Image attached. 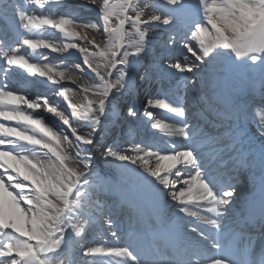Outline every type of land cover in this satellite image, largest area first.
<instances>
[{
	"label": "bare ground",
	"instance_id": "bare-ground-1",
	"mask_svg": "<svg viewBox=\"0 0 264 264\" xmlns=\"http://www.w3.org/2000/svg\"><path fill=\"white\" fill-rule=\"evenodd\" d=\"M22 1L0 0L1 8L5 12H9L12 15L16 14L19 22V24L15 26L16 23H14V21L16 22V17L14 16L11 17L12 22H10L8 25H5L0 20V44L2 45L6 43V41L9 39L14 41V39L20 40L22 38H27L37 41L43 40L49 44L55 45L58 49L62 50L52 52L50 48H38L36 52H33L31 49L27 48V46L19 45L17 48H20V54L24 55L25 58L31 63H36L41 66L47 64L52 66L54 70L57 71H70L80 79L77 83H73L69 80H62L59 84H53L47 80V77H39L37 75L33 76L32 78L27 77L26 83H16L14 82L15 78L9 76L7 72H10L11 75L18 76L16 75L18 73H27L26 70L19 69L18 66H12V68L9 69V67L6 65V62L4 63V67L0 68L1 77L6 80L8 87L12 89H29V92L31 93L38 92L39 95L43 94L46 96L49 94L46 92H55L56 94L52 95V97L49 98L50 100L48 99L49 106L55 108L58 113H63L64 116L69 119L67 129L65 127L66 131L63 133V131L60 130L62 122L61 124L58 122V117L60 116L56 115L55 113H49L43 105L44 100L41 98H28L30 100L39 99L41 106L38 109H29L23 104H21L17 109L18 111L27 113L34 118L41 119L44 124L53 132H55L60 138V142L57 143V141L52 140L50 137L44 136L43 133H40L32 126L27 125L24 122L8 121L4 117H0V185H3V187H0V216H3L5 213V207L7 203L4 196L5 190H9L18 196H29L35 191L33 185L37 175L35 177L33 176L34 180L32 181H25L23 179L21 183L17 184L16 177L21 176H19L16 169H23L24 171L33 175V173L29 171V168L25 167V165L21 163V157H28V163L30 167L36 170L41 179H43V174L39 173L41 166H67L68 169H75L79 173L78 177H74L78 184L88 177L90 178V173L84 174L86 167H88L90 163L97 164L99 166L101 165V168L111 175L113 179L117 181L119 186L123 187L120 188L116 185L109 184L112 189H105L104 186H98L88 190L81 187L78 190L73 189V194L70 196V199H78V204L75 207L73 213H69L64 216L65 231L62 233V235H64L66 238L65 244L68 245V238L70 236L72 237V244L70 246V250L54 253L51 256L52 264H96L95 261L100 258L99 255L96 258H87L83 255V251H81L80 247L81 245L86 247V240L89 239V234L93 233L94 231V219L98 221V214L104 212L105 209H110L109 207L111 204L120 198L118 196L119 192L122 193L119 195H127L126 193L128 191L126 188L132 183V179L134 180L142 178L141 180L143 181L149 180V183L147 185L145 184V188L150 190V187L154 182V177L150 175V173L152 171L151 165L154 164L156 156H149V154L145 156V153H148V151H141L140 153L134 151V149L138 147L137 144L132 141L130 134H128V130L131 127L132 129L141 131L146 128L149 129L148 127H150L152 119L146 116L145 113L150 112V108L147 104L150 103V101L157 99L155 95L156 90L161 92L165 91V86H173L178 92H180V96H183V100L186 101L182 102L184 104H181L180 107L184 109V118L187 120V118L190 119L196 116V114L187 111L189 104L194 103L196 106L208 107L212 97L218 99L223 96L224 91L217 90L214 93L209 92L210 89H217V86L215 85L225 83L233 92H238V90L242 88L239 91H241L242 94L248 96V106H244L242 110H239L238 107L233 106V110L235 112L245 111V116H247V114H251L253 115V118L255 117L257 119L258 122H264V106H256L257 103H260V99L258 97L261 94V91H258L255 84L257 83V80H250L246 77V75L251 74L252 66L254 64L251 59L245 57L243 59L236 60L231 51L223 50L219 53L214 62H209L206 60L204 64H200L194 59V57L190 56L187 48L184 47L186 43H189L191 46L192 43L199 41L193 39L192 29L195 22L203 20V16L201 15L205 10L207 11V14L210 18L215 16L213 27H215L220 33L223 43H243L242 45L249 44L251 40H254L255 38H253V36L250 38L247 34L253 32V30H256L259 24L264 22V18L260 20L258 17L261 12L260 7L263 5L257 4L256 6L252 7L251 3L254 2V0H225L227 7H221L218 3V0H203V3H201V0H197V6L194 7L195 9H193L194 4L190 3L189 1L188 3H184L185 5L182 7L176 5V9H186V13L182 16L175 17L172 20V23L167 26H165L162 22L152 24L146 36L144 50L139 55H132V53L135 52V48L125 46L127 45V42L125 41L124 45L122 46V50L119 51V54L121 58H123L124 52L129 53L127 63L125 65H118L117 69L113 70V76L111 77V79H115V76L119 74V71H124L126 75L122 81L123 86L118 89H113L109 93V96L105 101L104 111L103 113H99L97 111L96 115L98 116V122L93 125L89 119L73 118L72 108L74 107L79 109L82 105L84 94L81 92V88L83 86H88L90 88L89 95L91 97L92 92L101 82L99 78L84 65L82 55L78 48L69 49L65 46L70 43H76L78 46L88 49L90 52L98 51V49H96L97 45H99L100 48L103 46L101 49L109 47V38L106 35L104 28L100 27L96 23L94 12L88 8V5H94L89 4V0H56V2H52V0H45L46 4L44 7H46V9H43L39 8L35 4V0ZM160 4L163 5V3ZM140 10L150 14L153 11L152 4L149 3L142 5ZM168 10L169 9L164 7L160 9L161 12H166ZM129 13L130 15H134V13L131 11ZM39 15H48L55 19H60L61 16H64L65 19L72 21L69 27L77 31H81L87 36V40L81 39L80 37L68 38L60 33L59 30L52 29L47 26L40 30H26L24 25L28 22V20ZM191 16L192 19L195 20L194 23H185L184 19ZM176 22L177 24H175ZM83 23L90 25L87 29H83ZM92 24H95L96 26L92 27ZM178 25H183V27L186 29L184 30L186 33H184L182 37L185 40L184 44L178 43L181 38H171V36L168 35L171 32H177L176 27ZM202 32L204 33L202 39L207 43H212L213 39L208 36V33L206 31ZM91 41H94L95 43L93 44ZM100 41H102L103 45L100 43ZM177 46H180L179 52H177ZM159 49V57L168 63V67L165 66L164 68V65L162 66L160 63H156L158 57L156 56L155 50ZM179 53L185 54V61L181 60ZM151 60H153V62H151ZM75 63L79 64L80 67L76 68L75 66L74 68L69 69L68 64L72 65ZM176 63L181 65L183 71L173 69L170 66ZM189 66L192 67V71H188ZM151 67L157 68L159 73L156 71L155 77H160L159 81L163 83L162 87L158 82L155 81L157 78H149L152 76L150 74L152 70ZM142 69H144L146 74L148 73L150 75H146ZM262 72L264 74V65L262 67ZM160 73L163 74L160 75ZM162 75L164 78H162ZM36 78L41 79V82L46 84L49 83L50 85H44L42 88H36ZM177 80L184 82L178 83ZM187 85L190 87L188 90H186ZM137 87L142 88L143 90H140L142 91L141 96H136V101L138 100L137 102H130L132 99L128 100L126 96L129 94V92L136 91L134 89H137ZM61 90L65 91L66 95H68V100H64L63 97L59 96V92ZM188 96L193 97V102H190V100L187 98ZM128 103L129 105L131 103L130 106H132L133 110H126ZM69 105L72 107H69ZM169 108L176 109V106L169 104ZM133 111L136 115V122H134V119L131 115ZM117 112H120L121 114L123 112V115L124 113L126 116L128 115L127 118L129 121L123 117L121 118L122 121L127 122L129 125V128H127L125 131L122 129V127H120V125L117 124V119L120 117V115L117 118L115 117ZM151 112L154 113L155 116L163 119L164 122H161V124L166 125V127L163 129L153 126L152 129H149L150 132H152V135L155 136L157 133H159L160 135L158 136H161L162 134L167 140H169L170 143H172L170 149H164L161 151V153L159 152V154H171L173 152H178L182 149H185L187 148L186 144L189 145V143H191V138L198 136L197 138L201 139L202 136L207 135L209 132H211V130H213L214 133L211 134L210 137H216L218 132H223L226 135L219 144H217L214 140L205 144L204 142L209 140V137H203L202 142H200V144L203 145V150H209L210 148H215L216 150L220 147H223L224 152L222 153V156L224 159L228 157V153L230 157L226 158L227 160H240L241 162L244 161L243 158L232 156L230 154H233L236 148H234L233 144L231 143V141H233V136H230L229 127L233 128L237 124L240 125V115L229 114L223 118H218L216 121L214 120V122L211 123L210 120L205 117V114L202 113L199 115L201 120L195 118L190 120L191 124L189 125V128L194 130V134L193 136L189 137L188 140H185L183 137L180 138L179 136L174 135V129L176 128L174 124L179 123V119L176 116L171 113L172 120H170L169 113L158 110H151ZM206 114L209 113L206 112ZM206 122L208 123L207 126H205L207 124ZM5 128L8 129L7 132L3 131ZM73 128L76 130L75 134L72 131ZM251 128L253 130V134L256 137L255 143L262 142L264 144V137L259 136V131L264 130V125L257 123L256 127L253 125ZM190 131L192 130L189 129V132ZM16 132H20L24 136L30 137L31 140H38L39 143L33 144L28 140H21L15 135ZM77 136L91 139L93 142L91 144L84 143L82 140L77 139ZM112 136L117 137L116 141H113L114 139ZM65 137H67L68 142H70V146H66L64 143ZM196 142L197 141H195V143ZM225 142L230 143L231 147H229V145H225L224 147L223 143ZM146 144L149 145L150 148L158 149L157 145L151 139L147 138ZM93 145H95V149L93 148ZM110 151H115L119 155L137 157V159L134 161H120L108 155ZM45 153H47V155H45ZM100 153L104 154L103 161H101L100 156L98 155ZM263 153L264 149L257 151L258 159H261L260 157ZM65 155L70 157V159H65ZM145 159L150 165L148 173L144 171V167L142 166ZM184 159L187 160L189 157L185 156ZM248 159H250V155L248 156ZM89 161L90 163H86ZM98 161H100V163ZM167 163L171 165L175 163V160L168 161ZM9 165H11V167H9ZM132 169H135L141 173L139 175H135L131 171ZM118 170L119 174L116 173ZM165 170L160 172L157 176L164 173ZM246 170L247 167L246 169L245 167H241L238 171L232 172V174L235 176V178L239 177L244 179ZM181 172V177L170 176L169 178H185L187 169L181 168ZM1 178L6 181V185L1 182ZM66 182H68L67 179ZM26 185L28 188L25 187ZM180 187H183V185H180ZM142 189H144V187L141 188L140 186L138 188L140 191V193H138L139 195L134 197L132 196L131 198L136 200L139 196H142L144 199H148L151 196L153 197L149 198L151 202H160L163 205H166L168 209L166 208L165 211L153 210L154 215H156L159 221L163 224L168 222L167 218L170 216L166 215V213H169L170 210H174V214L181 213L183 217H178L182 222L187 221L188 216L194 215H188L184 212H181L180 208H186L188 212L195 213L196 215V209L199 207L198 200L188 201L187 197H185L183 203L167 201L166 198H161L152 190L151 192L153 194L150 191H144ZM77 191L83 194L79 198L75 196V192ZM194 195L198 196V192H195ZM131 198H129V200L127 199V202L130 201ZM47 199H52L55 201V197L51 196L50 194L47 196ZM161 200L165 201V203ZM55 202L58 204L60 203L59 201ZM22 206L27 207V205ZM121 209L124 212L128 210V207H123ZM113 214L115 213L113 212ZM111 216H113L111 219L108 217H105L106 219L102 218L106 220V222L103 223L105 226H109V220L113 221V219L117 217L114 215ZM145 217L150 218V214L145 213ZM81 219H83L82 221L87 220V223L82 226L83 236L77 239L73 235V230L69 229H72V225L80 227V225L76 224V222L80 221ZM138 220L140 223L141 219L138 218ZM150 220L152 221L151 218ZM100 227H96L95 230L104 232V227ZM112 234L113 236L115 235V233L111 232L110 235ZM117 235L120 238L119 240L117 237L118 242H120V244L122 243V245L125 244V241H127L128 237L119 235L118 233ZM0 239L16 243L19 237H17L15 233L6 231L3 237ZM105 241L106 243L102 245L93 244V246L96 247H103L104 251L102 253H104L105 257H108L107 259H109V261L105 262L104 264H130L128 258L126 259L123 257L125 254L117 255L114 251H108L110 249L116 250L115 248L118 247L114 246L115 242L113 239L106 238ZM74 251L77 254H75ZM0 264H3V262L0 261Z\"/></svg>",
	"mask_w": 264,
	"mask_h": 264
},
{
	"label": "snow or ice",
	"instance_id": "snow-or-ice-1",
	"mask_svg": "<svg viewBox=\"0 0 264 264\" xmlns=\"http://www.w3.org/2000/svg\"><path fill=\"white\" fill-rule=\"evenodd\" d=\"M56 2V0H52ZM184 0H164L163 5L154 4L152 5L153 11L148 14L145 11L139 9V5L135 4L133 0H122L119 5L113 3V0H89V4L98 5L101 13V20L104 23V31L109 38V47L107 49H101L99 45L96 46L98 51L90 52L76 43H70L66 45V48L77 49L82 55L84 65L91 70L100 80V84L92 92L90 97V88L83 86L81 92L83 95V103L79 109L72 108V117L76 119L84 118L89 119L93 125L98 122L97 111L103 113L105 107V101L109 96V93L113 89L122 87V81L125 78L126 73L119 71V74L115 76V79H111L113 76V70L117 69L118 65H125L129 56L128 52H124L123 58H121L118 51H113L111 46V40L113 38L117 41L126 40L127 45L135 48V52L132 55H139L144 50V44L147 33L150 30V26L155 23H163L165 26L172 23V20L177 16H182L186 13V9H176V5L183 4ZM203 3V0H201ZM35 4L39 8H43L46 4L45 0H35ZM164 7L169 9L166 12H161L160 9ZM116 8L119 9L118 14ZM134 15H129V12ZM113 15H118L115 27L112 26ZM72 21L65 19L61 16L60 19L52 18L48 15L34 16L28 20L24 25V28L28 31L40 30L45 26L52 29L59 30L64 36L68 38L80 37L81 39L87 40V36L81 31H77L69 27ZM130 23L132 31H125V25ZM90 24L83 23L82 28L87 29ZM95 27V24L91 25ZM136 38H131L132 36ZM204 33L197 29L192 32V37L195 40H199L204 46L205 54L211 51L217 41L213 40L212 43H207L202 39ZM91 43H95L91 41ZM19 44L27 46L33 52H36L38 48L51 49L52 52L61 51L55 45L49 44L43 40H31L22 38L19 40ZM238 47L237 45H235ZM116 47L122 50V46L117 43ZM239 48V47H238ZM0 58L3 59L4 63L10 68L12 66H18L19 69H24L31 76L47 77V80L53 84H59L62 80H69L73 83H77L80 79L71 72L57 71L52 66L47 64L38 65L36 63L29 62L24 55L20 54V48L11 47L7 52L0 49ZM173 69L183 71V68L179 63L170 65ZM79 68L80 66L77 65ZM106 70V74H105ZM17 92L7 90L6 87L0 88V117H4L8 121H20L27 125L32 126L35 130L43 133L44 136L50 137L52 140L60 142V138L55 132L49 129L41 119L34 118L27 113L18 111L17 109L21 104L26 105L29 109H38L41 104L39 99H28L25 95H18ZM59 96L63 97L64 100H68L69 97L65 91L61 90ZM44 107L49 113H55L61 117L62 122L67 125L69 119L64 116L63 113H58L55 108L49 106L47 99L44 100ZM69 107H72L69 105ZM149 107L151 108H169L168 103L162 99H156L150 101ZM177 111V109H171ZM146 116L151 118L152 113L146 112ZM154 127L163 129L166 125L156 121ZM3 131L7 132L5 128ZM75 134V129H72ZM21 140H28L30 137L24 136L20 132L15 133ZM77 139L82 140L84 143H92L90 139L79 137ZM35 143H39L38 140H33ZM64 143L67 140L64 139ZM137 153L143 151L140 148L134 149ZM108 155L120 160H135L137 157L119 155L115 151H110ZM148 153H145L147 156ZM65 159H70L65 155ZM175 157L162 156L160 157L159 163L151 165L152 171L150 175L156 177L160 172L164 171L167 167H170L168 161H174ZM146 173L149 172V162L145 159L142 165ZM11 167V165H9ZM19 176L23 177L25 181H32L34 177L31 173L24 171L23 169H16ZM39 173L43 174V179L40 175H37L34 180L35 191L29 196H18L13 194L9 190H5L4 196L7 201L5 207V213L0 216V238L3 237L6 231L15 233L19 237L16 243H12L3 239H0V261L3 264H52L51 256L54 253H60L64 250H70L72 244V237L68 238V245L65 244L64 233V216L69 213H73L75 207L78 204V199H70L73 194V189L76 186V180L74 177H78L79 173L75 169H68L67 166L56 167L54 165L41 166ZM66 179L68 182H66ZM165 180H161V183H165ZM203 187L200 182L199 175L191 177V180L187 183L184 192H179L175 195L176 200H180L185 192L188 193L187 200L192 201L194 199H203L208 201V196L203 195L195 196L196 189ZM3 187V185H0ZM66 189V190H62ZM55 197L56 203L52 199H47L48 195ZM83 194L75 192V196L79 198ZM213 203V202H211ZM215 203V202H214ZM22 205H27L24 207ZM182 212L188 215H195V213L188 212L186 208H182ZM212 212H215V207H212ZM73 229V235L79 239L83 236V227H77L76 225L71 226ZM83 255L87 258H96L101 254L104 249L103 247L80 246ZM219 247L218 245L216 246ZM117 255L128 254L131 255L130 250H114Z\"/></svg>",
	"mask_w": 264,
	"mask_h": 264
},
{
	"label": "clouds",
	"instance_id": "clouds-1",
	"mask_svg": "<svg viewBox=\"0 0 264 264\" xmlns=\"http://www.w3.org/2000/svg\"><path fill=\"white\" fill-rule=\"evenodd\" d=\"M218 3L221 7H227L225 0H218ZM214 21L215 16L210 18L207 14V11L205 10L203 12V20L195 22L192 29L193 32L197 29L206 31L211 39L217 41V43H215L214 47L211 48V51L208 52V54H205L204 46L200 41L192 43L191 46L189 43H186L184 45V47L187 48L190 56L194 57V59L200 64H204L206 60L209 62H214L219 53L223 50L231 51L236 60L247 57L253 62H255V60L258 58V56L255 54L264 52V43L254 46H248L243 49L236 47L233 43H223L220 37V33L216 30L215 27H213ZM261 30L264 31V24L261 25ZM247 35L251 38L252 36H254V33H248ZM188 71H192V67L189 66ZM176 109L177 115H185L184 109L182 107H178ZM187 127L188 125L176 127L174 129V135L183 137L185 140H188L189 136L187 131L185 130ZM225 135L226 134L223 132H218L216 137H209V140L205 141L204 143L206 144L214 140L217 144H219L220 141L224 139ZM259 136L264 137V130L259 131ZM64 139L67 140V137H65ZM28 141L35 144V142L31 140V138H29ZM66 146H70V142H68V140ZM93 148L95 149V145H93ZM223 152V147L214 150V154L213 151L203 150V145H201L199 141L196 142V146L194 147H188L171 154H158L149 149V156H156V160L154 161V163H159L160 157L162 156L175 157V163L171 164L170 167H167L164 173L160 174L157 177H154V182L150 187L151 190L161 198H166L167 201L183 203L184 198L187 197L188 193L185 192V195L182 196L180 200H176L175 195L179 192H184L187 183L191 180V177L199 175L200 182H202L203 187L198 186L196 192H203L205 196L210 197L208 201H205L206 203L215 201V204L219 205L220 208H222L224 212H226L230 204V199L228 198L235 195V189L232 187H227L226 181L224 180V176L226 174L224 170L227 167L229 160L223 158ZM45 155H47V153H45ZM98 155L100 156L101 161H103L104 154L100 153ZM185 156H188L189 159L185 160ZM20 159L21 163H23L25 167L29 168V171L33 173L34 177L38 175L36 170L30 167L27 156L21 157ZM86 163H90V161ZM181 168L190 170L191 175L183 179L169 178L170 176L181 177ZM131 171L135 175H139L141 173L139 171H136L135 169H132ZM22 180V177H16L17 184L21 183ZM161 180H165L166 182L161 183ZM180 185H183V187H180ZM182 210L183 209L180 208L181 212ZM209 211L212 212V209L210 208ZM216 211L217 209H215V212ZM201 219H204L205 223L213 228L219 229L220 227L219 220L207 219L203 217ZM255 239L256 238L253 237V240ZM260 240L261 250H264V233L261 234ZM213 264H216V262H213Z\"/></svg>",
	"mask_w": 264,
	"mask_h": 264
},
{
	"label": "rangeland",
	"instance_id": "rangeland-1",
	"mask_svg": "<svg viewBox=\"0 0 264 264\" xmlns=\"http://www.w3.org/2000/svg\"><path fill=\"white\" fill-rule=\"evenodd\" d=\"M115 0H113V2H114ZM118 2H116V3H114V4H116V5H119V3H121L122 2V0H117ZM159 1V0H158ZM161 2H163L164 0H160ZM185 1V0H184ZM192 2H194L195 4H197V0H191ZM257 1H259V0H254V2H257ZM264 0H260V2H263ZM133 2L135 3V4H138L139 5V9L142 7V5H145V4H149V3H153L154 1L153 0H133ZM254 2H252L251 3V5H252V7H254V6H256L257 4L256 3H254ZM90 6V7H89ZM88 8H90L92 11H94V13H96V22L98 23V25L101 27H105L104 26V23H103V21L101 20V13H100V11H99V8H98V6H96V5H94V6H92V5H88ZM116 13L118 14V12H119V9L118 8H116ZM130 14V13H129ZM117 18H118V15H113V17H112V26L113 27H115V25H116V21H117ZM125 31H132V29H131V25H130V23H128V24H126L125 25ZM255 35H256V37H259V32H258V30H256V32H255ZM131 38H136L134 35L131 37ZM128 38H125V40H127ZM122 41L123 40H120V41H117V39H115L114 41H113V43L114 44H117V43H119L121 46H122ZM125 42V41H124ZM100 43L103 45V43H102V41H100ZM122 43V44H121ZM101 48H103V46H101ZM104 49H107V48H104ZM178 49V48H177ZM158 51L159 50H157L156 51V55L158 56ZM180 55V58L183 60V61H185V54H182V53H179ZM68 65H70V67H69V69H71V68H74L75 66H76V68H78L77 67V65H79V64H68ZM70 72V71H69ZM151 159V158H150ZM99 163H100V161H98ZM122 168H124V167H122Z\"/></svg>",
	"mask_w": 264,
	"mask_h": 264
}]
</instances>
